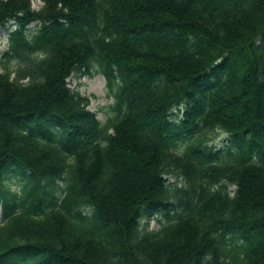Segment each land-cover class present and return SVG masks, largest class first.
Instances as JSON below:
<instances>
[{
  "label": "trees",
  "instance_id": "trees-1",
  "mask_svg": "<svg viewBox=\"0 0 264 264\" xmlns=\"http://www.w3.org/2000/svg\"><path fill=\"white\" fill-rule=\"evenodd\" d=\"M39 1L0 0V264H264V0Z\"/></svg>",
  "mask_w": 264,
  "mask_h": 264
},
{
  "label": "rangeland",
  "instance_id": "rangeland-1",
  "mask_svg": "<svg viewBox=\"0 0 264 264\" xmlns=\"http://www.w3.org/2000/svg\"><path fill=\"white\" fill-rule=\"evenodd\" d=\"M33 10H37L41 3L39 0H29ZM35 23L28 26L31 31ZM6 27V26H5ZM7 48V37L5 32L0 30V53ZM92 76L72 74L66 79L67 86L70 90L78 92L82 96L88 97V110L93 112L96 118L103 123L107 115H110L109 106L112 104V98L107 95L104 87V80L99 74H95L96 69L92 68ZM211 143L220 147L223 143L222 134L215 133L210 137ZM13 188V187H12ZM158 223L151 220L148 225L149 230H156Z\"/></svg>",
  "mask_w": 264,
  "mask_h": 264
}]
</instances>
